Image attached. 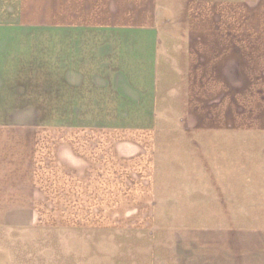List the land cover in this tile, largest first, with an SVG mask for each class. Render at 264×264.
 <instances>
[{
	"label": "crops",
	"instance_id": "obj_1",
	"mask_svg": "<svg viewBox=\"0 0 264 264\" xmlns=\"http://www.w3.org/2000/svg\"><path fill=\"white\" fill-rule=\"evenodd\" d=\"M251 71L264 72V0H0V215L126 242L179 197L194 253L130 264H264V102L250 126L249 100L242 90L235 115L233 95L264 86ZM26 107L34 117L18 123ZM241 214L257 253H212L214 235L235 231L214 220Z\"/></svg>",
	"mask_w": 264,
	"mask_h": 264
},
{
	"label": "rangeland",
	"instance_id": "obj_2",
	"mask_svg": "<svg viewBox=\"0 0 264 264\" xmlns=\"http://www.w3.org/2000/svg\"><path fill=\"white\" fill-rule=\"evenodd\" d=\"M220 1V0H219ZM224 1V0H222ZM224 10V8H223ZM222 11V10H221ZM224 13L219 19L224 29ZM172 26V25H171ZM253 27V26H252ZM170 29H176L173 25ZM264 72L251 71V80L258 79ZM241 72H235V79ZM211 88H203L202 94L209 95ZM249 100L250 126H258L263 119L258 117L260 105L263 107L264 86H234L235 115L241 114V96ZM217 91V92H216ZM229 91V89H228ZM224 95L225 88H214L213 94ZM200 92L198 93L199 96ZM242 120L234 119V126L241 127ZM241 173L239 172V175ZM241 178V177H239ZM178 196V191H165V195ZM179 197L162 200L159 203V214L156 216L157 227L153 232L137 235L131 241H99L94 243L81 236L80 231L72 235L60 234L56 231L57 216L49 215H0V264H56L63 250H71V264H130L145 256L193 254L194 242L197 238L194 231L196 216L192 214V202L175 203ZM173 206V208H169ZM231 218V220H229ZM252 216H223L214 223L224 226L230 222L235 227L234 236L219 234L212 238V253H257L256 232H249ZM83 222V220H76ZM202 216V222H204ZM202 246L198 253H209L206 247L210 244L209 234L202 232ZM98 245L100 248L90 245ZM90 246V247H89ZM75 251V252H74ZM70 264V263H69Z\"/></svg>",
	"mask_w": 264,
	"mask_h": 264
},
{
	"label": "clouds",
	"instance_id": "obj_3",
	"mask_svg": "<svg viewBox=\"0 0 264 264\" xmlns=\"http://www.w3.org/2000/svg\"><path fill=\"white\" fill-rule=\"evenodd\" d=\"M34 117V110L31 107H26L16 113L15 119L18 123L25 124Z\"/></svg>",
	"mask_w": 264,
	"mask_h": 264
}]
</instances>
